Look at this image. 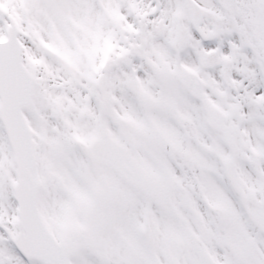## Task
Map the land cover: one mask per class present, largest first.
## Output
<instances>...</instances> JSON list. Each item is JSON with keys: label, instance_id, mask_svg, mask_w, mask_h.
<instances>
[{"label": "snow or ice", "instance_id": "6c2138e0", "mask_svg": "<svg viewBox=\"0 0 264 264\" xmlns=\"http://www.w3.org/2000/svg\"><path fill=\"white\" fill-rule=\"evenodd\" d=\"M0 264H264V0H0Z\"/></svg>", "mask_w": 264, "mask_h": 264}]
</instances>
